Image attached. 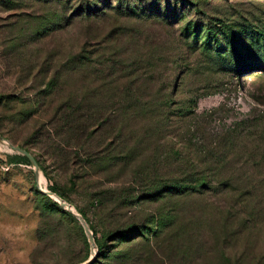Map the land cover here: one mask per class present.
Listing matches in <instances>:
<instances>
[{"label":"rangeland","instance_id":"1","mask_svg":"<svg viewBox=\"0 0 264 264\" xmlns=\"http://www.w3.org/2000/svg\"><path fill=\"white\" fill-rule=\"evenodd\" d=\"M0 136L39 173L0 143V264H264V0H0ZM192 170L203 193L144 199Z\"/></svg>","mask_w":264,"mask_h":264},{"label":"trees","instance_id":"2","mask_svg":"<svg viewBox=\"0 0 264 264\" xmlns=\"http://www.w3.org/2000/svg\"><path fill=\"white\" fill-rule=\"evenodd\" d=\"M80 8L81 6L77 7L76 10ZM86 11H89V10L86 8ZM208 32L213 34V36L215 35L214 30L211 31L208 28ZM114 80L115 79L112 78L111 81L108 83H113ZM103 92H109L110 94H112L118 91L114 87L113 84L112 85L107 84L104 87ZM123 93L128 96H134L137 94V92L135 90H132L130 86L125 88ZM64 107L68 109L69 111L63 114L62 116V121H63L62 131L67 133L69 137L75 139L79 145V147L76 148L74 157L78 159V157L84 156L87 159H90L92 157L91 156L92 149L84 145L88 137L92 133L91 132L92 130H90L92 126H90V124L88 123L93 124L99 120L95 117L93 118L92 112L86 113L84 116H82V114H78V111L76 110V108H74L73 103L71 102H66V104H64ZM90 119H92L93 121L90 122ZM14 155H15V158L18 160L28 161L27 158L23 155H20V154H14ZM89 162H91V160H89ZM190 173H193L195 176H192V177L190 176V178H184V179H170L166 181L161 180V181L149 182L148 184L145 185L146 189L144 190V192L146 193L144 194V199L151 200L155 195H157V193H167V194L176 196V195H184V194L203 193L206 189H208V183L205 182V178H203V174L201 171L192 170ZM48 190L53 192L63 201L65 200V198L57 192L55 186H48ZM41 195L44 197H47L46 195L42 193ZM60 212L61 214H65L71 217L73 220H75V222L77 221V219H75L69 212L65 210H60ZM78 212H79L78 214L84 219V221L87 224V220L85 216L80 211ZM143 221L145 223L153 222L152 218H150L149 216L144 217ZM87 226L92 233L94 242H96L92 228L88 224ZM112 233H115V234L117 233L116 234L117 237H123L124 234H127V233L129 234L138 233V229L135 228L133 224H131V225L126 226L125 228H117L114 231H112Z\"/></svg>","mask_w":264,"mask_h":264},{"label":"water","instance_id":"3","mask_svg":"<svg viewBox=\"0 0 264 264\" xmlns=\"http://www.w3.org/2000/svg\"><path fill=\"white\" fill-rule=\"evenodd\" d=\"M0 143H3L5 144L10 150L20 154V155H23L27 158L29 164L31 165L32 167V170H33V173H34V176H35V180L36 182L38 183V180H37V176H38V166H37V163L35 161V159L26 151L24 150L23 148H20L18 146H14L10 143H7L1 136H0ZM41 192H43L45 195H47L48 197H55L56 198V201L63 207L65 208L67 211H69L79 222V224L81 225L83 231H84V234L86 235V238H87V242L89 244V248L91 251H93V248L95 246L94 244V240H93V236H92V233L91 231L89 230L86 222L84 221V219L72 208V206L68 203H66L65 201H63L62 199H60L58 196H56L53 192L47 190V189H40ZM92 260V257L88 258L87 260H85L84 262L80 263V264H89L90 261Z\"/></svg>","mask_w":264,"mask_h":264},{"label":"bare ground","instance_id":"4","mask_svg":"<svg viewBox=\"0 0 264 264\" xmlns=\"http://www.w3.org/2000/svg\"><path fill=\"white\" fill-rule=\"evenodd\" d=\"M38 175H39V173H38ZM39 182V181H38ZM53 198H55V197H53ZM56 199V198H55Z\"/></svg>","mask_w":264,"mask_h":264}]
</instances>
